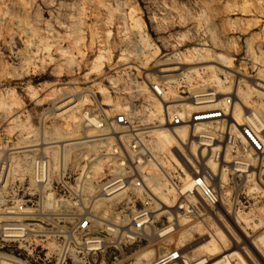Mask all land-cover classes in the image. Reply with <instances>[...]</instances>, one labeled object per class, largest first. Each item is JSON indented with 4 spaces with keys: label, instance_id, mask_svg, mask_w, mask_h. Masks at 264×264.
Instances as JSON below:
<instances>
[{
    "label": "rangeland",
    "instance_id": "obj_1",
    "mask_svg": "<svg viewBox=\"0 0 264 264\" xmlns=\"http://www.w3.org/2000/svg\"><path fill=\"white\" fill-rule=\"evenodd\" d=\"M174 65L189 88L235 87L264 125V84L253 85L264 80V0H0V264H152L174 250L180 258L166 264L212 262L231 250L264 264V163L233 186H215V207L197 194L179 201L161 187L160 172L143 173L146 183L158 182L153 193L174 220L172 212L154 217L157 199L143 205L67 197L95 194L112 174L81 169L97 145L81 137L80 114L93 100L113 108L143 95L158 70ZM39 159L46 163L37 177ZM144 206L151 225L123 238L131 214ZM85 210L95 217L78 231ZM7 226L21 230L4 236ZM91 236L102 240L96 252L84 247Z\"/></svg>",
    "mask_w": 264,
    "mask_h": 264
},
{
    "label": "built area",
    "instance_id": "obj_2",
    "mask_svg": "<svg viewBox=\"0 0 264 264\" xmlns=\"http://www.w3.org/2000/svg\"><path fill=\"white\" fill-rule=\"evenodd\" d=\"M175 71L162 72L152 79L143 95H131L120 103L111 104L113 108H105L104 104L93 100L80 114L79 124L85 131L82 136H86L84 142L96 141L97 145L95 152L82 157L81 169L85 172V163L99 155L104 157H95L85 173L106 170L112 174L98 184L95 194L70 195L67 190L70 200L149 205L156 202L153 188L159 186L157 181L146 183L143 173L160 172L161 187L178 193L177 200L197 194L206 205L215 207L220 202L215 186H233L240 178L253 173L255 166L264 163L261 116L253 109H246L242 120H236L231 87L226 90L189 88L187 76ZM162 130L175 135L177 142L168 150L157 151L156 133ZM178 130H185L186 135L180 137ZM89 145L84 148L89 149ZM209 162L216 168L220 166L218 175L212 172ZM88 177L85 174V178ZM75 182L79 183V179ZM77 183H74L76 187ZM67 187L61 184L60 190ZM127 193H134L135 197H124ZM18 208L22 209L20 205ZM149 214L145 206L135 210L130 216V226L121 231V236L133 239L135 234L149 227L152 223ZM89 226V217L78 219L75 224L78 231H87ZM105 229L120 231L108 225ZM89 238L102 243L98 236ZM100 246L91 251L100 250ZM179 256L178 251H169L154 264H166ZM212 264H235V261L224 254Z\"/></svg>",
    "mask_w": 264,
    "mask_h": 264
},
{
    "label": "bare ground",
    "instance_id": "obj_3",
    "mask_svg": "<svg viewBox=\"0 0 264 264\" xmlns=\"http://www.w3.org/2000/svg\"><path fill=\"white\" fill-rule=\"evenodd\" d=\"M164 65V64H163ZM208 67H210V68H213V69H215L216 68V66L215 65H210V66H208ZM180 68H182V67H178V66H176V65H174V66H167V67H163V68H161L160 70H158L159 72H169V71H175V70H177V69H180ZM214 81L215 82H219L218 81V79L215 77L214 78ZM263 84H264V80L262 79V78H260V77H256L255 78V81H254V86H256V87H263ZM195 87V86H194ZM232 92H233V95H234V115L237 117V116H239L240 114H241V117H243V115L247 112L246 111V109L247 108H245V106H243V104H242V102H241V100H239V97L237 96V90L235 91V87L233 88V90H232ZM235 117V118H236ZM237 120V119H236ZM177 133H178V135L180 136V137H184L185 135H186V131L185 130H178L177 131ZM156 135H157V140L155 141V145H156V148L157 149H160V150H168L167 148L168 147H170V145H172V144H174L175 145V143L177 142L176 140H177V138H176V136L175 135H173V134H171V133H168V132H166V131H164V130H162V131H157V133H156ZM81 137H86V136H81ZM94 140V139H93ZM75 143V142H74ZM174 145H172V146H174ZM54 146H58L59 147V151L61 152L62 151V149H63V144H61V143H57L56 145H54ZM53 146V147H54ZM96 157V156H95ZM95 157H93V158H91L90 160H89V162L87 161L86 163H85V172H87L86 171V168H88V166H89V164L91 163V161H94L95 159ZM98 158H102V157H104V156H97ZM96 157V158H97ZM41 158V157H40ZM97 158V159H98ZM171 158H172V160L177 164L178 163V161H177V159L174 157V155L173 154H171ZM93 159V160H92ZM45 163H46V161H43L42 159H39L38 161H36V165H37V174H36V176L37 177H39L40 175H42V170H43V167H44V165H45ZM209 164H210V166H211V169H212V172L214 173V174H216V175H218L219 174V172H220V166L219 167H217L216 168V166H215V164L214 163H211V162H209ZM98 195H101V194H98ZM160 195L162 196V193H160ZM101 198V197H100ZM157 199V198H156ZM157 205H158V210H159V212H157L156 213V215H154V217L155 216H157V215H159V214H161V213H165V212H172L169 216H168V218L170 219V220H174V215H173V211H169L167 208H169V206L165 203V200H164V198L162 197V199H157ZM182 206L180 205V206H178V208H181ZM85 214H87L86 216L87 217H95V216H93L89 211H87V210H85ZM152 215L151 214H149V219L150 220H152ZM108 226H109V228L110 229H114V224H107ZM171 229V227H167V228H165L164 230H162V231H160V232H158V236L160 237V236H162V235H164V234H166L169 230ZM19 230H21V228H19V227H15V226H7V227H4L3 228V230H2V233L4 234V236H6V235H12V233H15L16 231H19ZM22 230H24V229H22ZM29 230H25L24 232H22V233H27ZM85 242V241H84ZM86 244H85V248H86V250H91L92 248H94V247H96V246H94V244H98L99 245V243H100V241H99V243H98V240L97 239H93V238H91V239H88V240H86V242H85ZM94 246V247H93ZM163 256V255H162ZM161 256V257H162ZM223 256V255H222ZM225 256L226 257H232L233 258V260L235 261V264H249L248 262H247V260L245 259V257L241 254V253H239L238 251H236V250H231L229 253H227V254H225ZM160 257V258H161ZM179 258H180V256H179ZM178 258V259H179ZM221 258V257H220ZM219 259V258H218ZM218 259H216L215 261H217ZM215 261H212V262H209V260L207 259V258H201V259H198V260H194L193 262H188V261H184V264H212L213 262H215ZM2 264H4V263H2ZM5 264H6V262H5ZM9 264V263H8ZM152 264H154V263H152Z\"/></svg>",
    "mask_w": 264,
    "mask_h": 264
}]
</instances>
